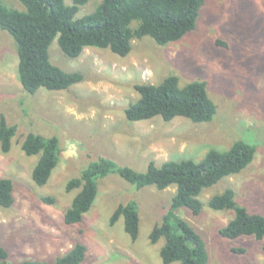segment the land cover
<instances>
[{
    "label": "rangeland",
    "instance_id": "1",
    "mask_svg": "<svg viewBox=\"0 0 264 264\" xmlns=\"http://www.w3.org/2000/svg\"><path fill=\"white\" fill-rule=\"evenodd\" d=\"M64 1L72 5V0ZM0 2L26 12L19 0ZM101 2L90 0L76 18L93 13ZM49 57L64 72L80 73L83 81L64 91L27 93L19 80L16 42L0 29V118L16 127L10 151L0 148V179L14 183V204L0 207V247L9 262L51 264L82 244L87 251L81 264H164L160 250L165 241L152 244L150 234L170 211L175 185L162 191L138 189L109 174L98 180V196L82 222L67 225L64 215L78 192H68L67 183L100 158L146 172L150 162H200L211 150L228 151L243 141L256 149L252 163L205 189L199 197L204 205L200 215L185 208L176 215L205 240L208 264H264V238L221 236L220 229L235 212L208 207L212 197L232 189L238 206L264 216V0H207L194 31L165 46L150 37L134 40L126 57L86 48L72 59L57 39ZM169 76H177L181 88L206 83L217 107L210 122L196 124L182 117L166 122L160 116L127 120L125 109L139 98L135 85H159ZM29 134L56 137L60 143L59 164L44 186L32 180L40 155L27 156L21 148ZM129 203L136 204L140 217L135 241L126 233L123 217L110 224L116 209Z\"/></svg>",
    "mask_w": 264,
    "mask_h": 264
},
{
    "label": "trees",
    "instance_id": "2",
    "mask_svg": "<svg viewBox=\"0 0 264 264\" xmlns=\"http://www.w3.org/2000/svg\"><path fill=\"white\" fill-rule=\"evenodd\" d=\"M26 12L10 9L0 2V29L9 32L15 42L18 55V75L21 85L29 94L40 89L64 91L83 81L80 73H66L54 66L49 57V48L57 39L63 53L75 59L86 48L108 49L121 57L132 51V42L144 37L152 38L158 45L165 46L181 40L196 28L200 11L207 0H102L93 13L76 18L80 7L90 0H19ZM218 45L225 46L222 41ZM138 100L125 109L130 122L150 120L160 116L170 122L176 117L193 123L210 122L217 107L210 99L206 83L192 82L179 86L177 76L167 77L161 84H137ZM16 127L9 126L0 118V148L3 153L11 149ZM21 148L27 156L40 155L33 171L32 180L44 186L59 164L61 148L58 138H45L29 134ZM256 149L243 141L236 142L224 152L211 150L200 162L184 160L167 161L161 166L150 162L146 172H137L127 166L100 158L73 178L66 190L77 194L66 210L67 225L82 222L99 192L98 180L109 174H117L138 189L153 186L162 191L175 185L176 192L171 200L170 211L150 234L152 244L164 239L160 257L164 264H208V250L203 237L185 220L176 215L181 208L198 216L203 210L199 199L205 189L216 185L223 178L241 173L253 161ZM14 183L0 179V207L10 208L14 204ZM44 201L52 204L53 198ZM208 207L217 212L233 210L235 216L219 233L228 239L252 236L257 241L264 238V216L250 214L238 206L235 193L227 189L212 197ZM121 217L125 231L135 241L139 234L140 217L136 204L119 206L110 219L114 225ZM86 246L76 244L64 256L51 264H81L86 256ZM243 253V249H233ZM264 252V245H263ZM0 264L9 262L8 252L0 247ZM19 264H50L23 261Z\"/></svg>",
    "mask_w": 264,
    "mask_h": 264
}]
</instances>
